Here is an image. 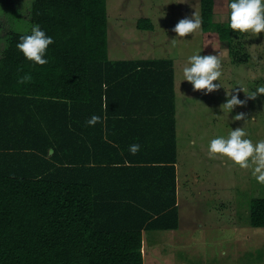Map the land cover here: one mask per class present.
Wrapping results in <instances>:
<instances>
[{"label": "trees", "instance_id": "16d2710c", "mask_svg": "<svg viewBox=\"0 0 264 264\" xmlns=\"http://www.w3.org/2000/svg\"><path fill=\"white\" fill-rule=\"evenodd\" d=\"M218 1L198 0L201 30L244 62L237 32L212 19ZM29 5L25 24L6 4L0 20V264H143V232L178 227L173 61L109 59L106 0ZM35 24L54 40L43 66L16 47ZM249 211L263 228L264 198Z\"/></svg>", "mask_w": 264, "mask_h": 264}, {"label": "rangeland", "instance_id": "374dc122", "mask_svg": "<svg viewBox=\"0 0 264 264\" xmlns=\"http://www.w3.org/2000/svg\"><path fill=\"white\" fill-rule=\"evenodd\" d=\"M8 1L0 0L1 21L13 10L14 24L29 20L31 0ZM229 2L219 0L214 7L212 19L221 27H229ZM5 4L13 10H6ZM193 12L199 14L198 0H106L109 59L164 57L173 61L178 227L143 232L148 250L143 264H264V227L249 222L250 201L264 198V185L256 181L251 169H240L226 157L210 159L208 154L212 139L227 137L237 127H243L254 144L264 140V95L246 100L243 91H235L243 86L254 92L264 86V33L237 32L233 44L247 58L235 63L228 42L220 40L214 30L176 36L174 26ZM140 18H149L153 28H138ZM172 39L177 41L174 47ZM198 52L222 56L223 75L214 81L221 87L209 94L193 91L183 81L188 57ZM227 93L246 100L245 106L222 111L220 105L230 98ZM238 113H246L247 119L234 121Z\"/></svg>", "mask_w": 264, "mask_h": 264}, {"label": "clouds", "instance_id": "9594fccd", "mask_svg": "<svg viewBox=\"0 0 264 264\" xmlns=\"http://www.w3.org/2000/svg\"><path fill=\"white\" fill-rule=\"evenodd\" d=\"M227 7L229 9L228 26L233 32L240 34L252 33L255 36L264 33V0H230ZM202 24V17L198 13L193 12L191 17L180 19L172 31L176 33L177 37L183 38L200 31ZM53 43L52 37L46 35L41 30L40 25L35 24L31 26L30 34L20 37L16 47L26 60L43 66L48 63V60L44 57L49 45ZM176 43V39H172L173 47ZM199 53L188 57L187 63L182 69L183 81L189 82L193 91L202 90L205 94H209L221 87L219 83H214V81H219L223 75L222 56L220 54L200 55ZM139 70L138 68L137 71ZM31 81V75L25 74L18 80V83L25 84ZM107 87L106 83L102 84L105 93L107 92ZM235 91H243L246 100H254L258 95H264V86L258 87L254 92H247L243 86L235 89ZM226 95H230V98L220 105L222 111L230 113L235 107L245 106L246 100L239 99L238 95L231 93ZM101 100L103 110L107 111V95H103ZM232 119L234 121L246 120L247 114L238 113ZM101 122L100 116L92 115L86 123L88 126H95ZM247 136L248 132L243 127L231 130L227 137L217 136L209 142V158L226 157L240 169H251L256 181L264 185V140L254 144L252 140L246 138ZM139 150V144L129 146V152L132 155L137 154ZM125 163L128 162L126 161ZM113 166L120 167L119 164H114Z\"/></svg>", "mask_w": 264, "mask_h": 264}, {"label": "crops", "instance_id": "0c3cea01", "mask_svg": "<svg viewBox=\"0 0 264 264\" xmlns=\"http://www.w3.org/2000/svg\"><path fill=\"white\" fill-rule=\"evenodd\" d=\"M142 252L145 255L148 253L147 247H146L145 243H143V242H142Z\"/></svg>", "mask_w": 264, "mask_h": 264}]
</instances>
